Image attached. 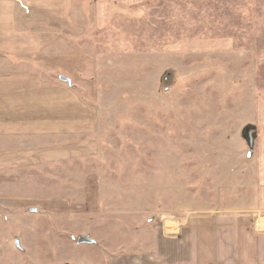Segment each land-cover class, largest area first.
Instances as JSON below:
<instances>
[{"label": "rangeland", "instance_id": "rangeland-1", "mask_svg": "<svg viewBox=\"0 0 264 264\" xmlns=\"http://www.w3.org/2000/svg\"><path fill=\"white\" fill-rule=\"evenodd\" d=\"M71 4L0 56L28 80L0 153L71 155L0 172V264H107L185 223L260 236L264 0Z\"/></svg>", "mask_w": 264, "mask_h": 264}, {"label": "crops", "instance_id": "crops-1", "mask_svg": "<svg viewBox=\"0 0 264 264\" xmlns=\"http://www.w3.org/2000/svg\"><path fill=\"white\" fill-rule=\"evenodd\" d=\"M71 3L72 0H0V56L11 59L9 56L16 49L12 40H19L20 43L26 39L29 35L28 24L49 23L50 16V21L61 17L62 22L69 20ZM17 66L22 67L15 63ZM0 71V135L9 139L15 136L21 138V125L12 122L10 117L12 113L19 112L17 103L20 99L13 96L21 94L26 88L27 75L20 70L12 71L7 63L0 65ZM50 152L0 153V172L50 164L62 156H71H60V152H68L63 149ZM261 166L264 167V163ZM214 223L212 228L185 223L173 235L168 234L165 228L151 253L112 258L107 264H264V227H261V235L255 236L253 231H245L231 224Z\"/></svg>", "mask_w": 264, "mask_h": 264}, {"label": "water", "instance_id": "water-1", "mask_svg": "<svg viewBox=\"0 0 264 264\" xmlns=\"http://www.w3.org/2000/svg\"><path fill=\"white\" fill-rule=\"evenodd\" d=\"M62 80H63V81H67V80H65L64 78H62ZM67 82H69V81H67ZM78 244H80V245H82V244H94V241L89 240L88 238H80V239L78 240ZM17 246H18V243H17Z\"/></svg>", "mask_w": 264, "mask_h": 264}]
</instances>
